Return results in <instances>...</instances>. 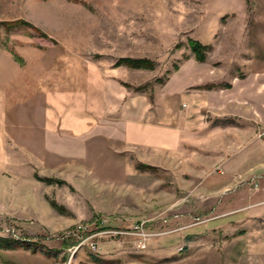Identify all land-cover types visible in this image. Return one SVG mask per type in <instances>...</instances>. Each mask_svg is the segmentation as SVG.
Segmentation results:
<instances>
[{
    "label": "rangeland",
    "instance_id": "obj_1",
    "mask_svg": "<svg viewBox=\"0 0 264 264\" xmlns=\"http://www.w3.org/2000/svg\"><path fill=\"white\" fill-rule=\"evenodd\" d=\"M15 20L37 32L0 30V107L13 96L1 92L15 77L76 82L93 65L122 88L144 86L125 89L151 101L163 87L156 80L175 73L182 95L247 80V108L264 112V0H0V22ZM187 39L211 46L204 63ZM126 57L147 58L154 69L113 67ZM15 112L0 111V238L35 245L0 251V263L264 264V170L219 182L212 144L224 136L196 137L164 153L107 142L84 155L72 143L58 156L43 148L40 119L34 126ZM253 153L264 161L261 147ZM139 164L155 169L139 171ZM79 227L112 234L92 252L78 247Z\"/></svg>",
    "mask_w": 264,
    "mask_h": 264
},
{
    "label": "crops",
    "instance_id": "obj_2",
    "mask_svg": "<svg viewBox=\"0 0 264 264\" xmlns=\"http://www.w3.org/2000/svg\"><path fill=\"white\" fill-rule=\"evenodd\" d=\"M11 55L15 63L24 64L22 57ZM176 74L162 85L153 101L122 88L93 65L85 66L76 82L15 77L12 84L5 82L2 88L3 95L13 96L1 102L0 111L14 109L17 118L34 120V126L39 118L43 148L58 156L71 149L72 143L80 144L79 151L84 155L107 142L164 153L176 152L196 137L215 141L222 135L226 141L212 144L215 163L223 172L219 182L225 184L236 175L264 170V161L253 156V151L261 147L264 157V138L248 142L256 132L259 135L264 131V112L255 106L247 108L250 102L242 94L247 80L235 79L225 89L197 85L194 94L182 95ZM32 100L36 102L33 111L24 109ZM225 120L232 123L222 124Z\"/></svg>",
    "mask_w": 264,
    "mask_h": 264
},
{
    "label": "trees",
    "instance_id": "obj_3",
    "mask_svg": "<svg viewBox=\"0 0 264 264\" xmlns=\"http://www.w3.org/2000/svg\"><path fill=\"white\" fill-rule=\"evenodd\" d=\"M32 29L35 32L37 30L33 28L31 25H29L27 22L22 21V20H15V21H1L0 22V29H2L5 32H11L14 30H19V29ZM43 36V35H42ZM187 47L191 51V54L193 55L194 60L197 63H204L206 60L207 54L211 51V46L210 45H203L197 40L193 39H187L186 41ZM114 68L118 67H125L130 70H144V71H152L154 69V63L153 61L147 59V58H120L118 59L114 64ZM174 71L178 70V67L174 66ZM168 80V77H165L163 79L156 80L158 83L162 86L164 85ZM125 88H130L129 85L123 84ZM132 89V88H130ZM201 89V88H197ZM204 89V88H203ZM205 89H211L210 87H205ZM134 92H145V87H136L132 89ZM232 123L230 120H225L222 122V124H229ZM136 169L139 171H145V170H154L155 168L150 165L146 164H139L136 166ZM45 181L47 182H53L51 179H46ZM70 244H65V246H70ZM35 245V244H34ZM34 245L29 244L26 241L22 240H12V239H6V238H0V251H15L19 249L23 250H31L33 249ZM36 247V246H35ZM33 252L36 251V249L32 250Z\"/></svg>",
    "mask_w": 264,
    "mask_h": 264
},
{
    "label": "built area",
    "instance_id": "obj_4",
    "mask_svg": "<svg viewBox=\"0 0 264 264\" xmlns=\"http://www.w3.org/2000/svg\"><path fill=\"white\" fill-rule=\"evenodd\" d=\"M261 137H264V131L260 134ZM141 227V225H140ZM139 226L135 227V231H137V233H141L139 235H142L143 237L141 238V240H139V244L138 247L139 249L143 250L146 247V237L144 235H146L145 233H143V229L142 227L140 228ZM77 230H80L79 232H82L83 235H85L81 241L80 244L78 245V247H80L83 244H86V246L92 251V252H96L99 244L97 242L98 238H102L104 235L107 234H112L110 231H100V232H89L85 230V227H79L77 228ZM86 231V232H85ZM121 234H126V233H121V232H117L114 235H121Z\"/></svg>",
    "mask_w": 264,
    "mask_h": 264
}]
</instances>
